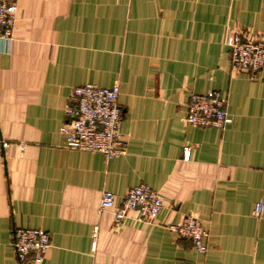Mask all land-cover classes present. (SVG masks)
<instances>
[{
  "label": "crops",
  "instance_id": "crops-1",
  "mask_svg": "<svg viewBox=\"0 0 264 264\" xmlns=\"http://www.w3.org/2000/svg\"><path fill=\"white\" fill-rule=\"evenodd\" d=\"M10 1L0 264H18L16 229L49 235L40 264H264V219L253 214L264 202V69L232 71L226 45L229 32L264 39V0ZM88 84L119 86L125 155L65 147L69 94ZM209 91L227 98L223 130L184 122L190 97ZM140 184L161 197V212L115 225L102 192L119 204ZM188 215L207 230L205 253L168 230Z\"/></svg>",
  "mask_w": 264,
  "mask_h": 264
},
{
  "label": "built area",
  "instance_id": "built-area-1",
  "mask_svg": "<svg viewBox=\"0 0 264 264\" xmlns=\"http://www.w3.org/2000/svg\"><path fill=\"white\" fill-rule=\"evenodd\" d=\"M15 3L0 0V43L9 44L14 27ZM226 45L230 49L231 69L255 77L264 69V39L254 40L241 33L229 32ZM119 86L102 88L88 84L72 89L65 107L66 121L59 132L65 147L81 152L98 153L106 160L125 155L126 141L121 134L122 110L118 105ZM227 98L216 91L193 94L187 104L184 122L204 129L223 130L231 123L227 111ZM9 147L0 131V163ZM187 150L184 159H188ZM161 197L145 184L129 189L117 204L113 193L103 191L100 209L112 210L115 225L121 224L130 214L139 222L150 223L161 212ZM253 214L264 219V202H258ZM168 230L191 242L199 253H205L204 239L207 230L199 218L188 215L179 224L169 225ZM97 229L94 232L96 237ZM12 248L18 264H40L50 248V237L41 229H16L12 235Z\"/></svg>",
  "mask_w": 264,
  "mask_h": 264
}]
</instances>
